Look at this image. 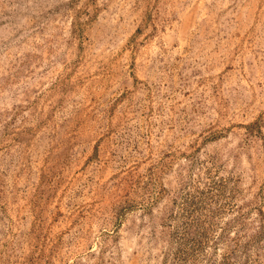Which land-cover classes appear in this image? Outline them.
I'll use <instances>...</instances> for the list:
<instances>
[{
	"label": "rangeland",
	"instance_id": "rangeland-1",
	"mask_svg": "<svg viewBox=\"0 0 264 264\" xmlns=\"http://www.w3.org/2000/svg\"><path fill=\"white\" fill-rule=\"evenodd\" d=\"M0 264H264V0H0Z\"/></svg>",
	"mask_w": 264,
	"mask_h": 264
}]
</instances>
